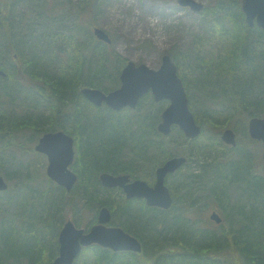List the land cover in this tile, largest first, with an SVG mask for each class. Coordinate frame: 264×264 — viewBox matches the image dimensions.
<instances>
[{
    "label": "trees",
    "instance_id": "16d2710c",
    "mask_svg": "<svg viewBox=\"0 0 264 264\" xmlns=\"http://www.w3.org/2000/svg\"><path fill=\"white\" fill-rule=\"evenodd\" d=\"M214 2V6L206 4L201 11L212 16L213 24L206 27L205 19L204 32L196 40V46L182 53L184 57L188 56L191 61L189 66L198 76V80L195 79V92L187 77L184 74L181 76L191 108H194V94H209L206 100L213 106L203 117L214 127L222 128L220 125L223 123L230 124L228 117L235 106L242 107L245 110L243 114L250 116L264 114V42L262 35L260 40L249 37L239 0ZM235 6H238L240 14L235 11ZM71 8L60 0H0L1 37L8 44L7 51L17 68L16 72L27 79L25 82L18 79L15 72L1 78L8 81L0 83V141L11 142V137L15 139L19 131L28 130L30 134L38 136L43 132L59 130L58 125L57 128L54 126V121L50 124V120L54 117L56 124H59L58 116L63 119L68 114L66 111L70 113L68 119L82 137L74 162V171L80 177L77 188L80 187L82 200L94 210L109 207L113 213L112 224L134 233L144 245V250L136 253L115 252L93 244L83 248L75 264H264V170L256 167L255 160L240 150L244 144L242 139L238 140L237 149L231 146L219 149L217 146L221 141L215 144L211 139L209 143L193 145L190 153H187L192 157L196 155L199 171L196 173L197 166H192L191 170L182 172V167L169 175L176 181L173 187L174 204L169 209L148 206L137 199H123L122 195L116 199L115 189L101 184L100 174L103 172H131L132 176L137 177L138 170L133 169L139 163L150 162L158 167L168 158L181 153L169 145L170 138L156 128L155 135L147 136L143 127L133 129L134 122L126 118L121 119L118 125L107 122V118L96 119L91 129L90 121L83 120L80 103L88 100L81 92L82 87L99 88L104 92L119 87V76L128 59L116 54L115 50L106 53V50L100 51L96 46H81L84 61L90 62L85 64L86 68H83L84 64L79 65L76 58H80V55L73 51L68 53V58H64L65 48L62 45L76 36L74 33L67 34L66 30L83 29L77 24V15L86 11V8H77V11L73 8L78 12L75 16ZM226 18L231 22L229 28L225 23ZM56 41H61L59 49L62 52L56 48ZM260 41L262 49L259 47ZM76 49L79 51V48ZM97 51L101 56H97ZM175 53L171 55L181 68ZM115 56L116 59L112 60ZM110 61L118 65H112ZM111 69L118 71L116 80L112 79V72L109 73ZM217 80H223L228 85L233 82L228 92L231 97L227 102V115L223 113L227 108L223 110L218 107L219 103H224L213 99L209 92L208 87L213 90ZM114 81L118 82L117 87L111 84ZM38 92L45 98L46 104H42L44 98L41 99ZM19 93L26 95V103H18ZM146 98L145 95L140 102ZM162 106L160 104L158 108L162 110ZM47 107L57 110L56 113L46 116ZM126 110L135 111L130 108ZM193 111L199 122L198 113ZM218 115H224L225 119L220 120ZM157 120L155 125L159 123ZM48 123L51 126L45 127ZM182 137L184 143L197 140H190L183 134ZM85 139L87 143L83 142ZM252 141L256 142L255 139ZM195 147L197 150L193 152ZM233 149H239V152ZM225 154L230 158L223 161L221 156ZM128 155L129 159L124 158ZM122 159L126 161L121 162ZM31 178L24 180L18 177L24 193L14 195L9 179L5 177L9 187L0 191V264H51L58 255V228L62 227L63 200L68 192L48 176L49 186L43 189H39ZM200 188L203 193L199 191ZM237 188L245 200L243 207L231 201L233 190ZM56 190L62 191L60 198L58 194L55 195ZM210 200L218 202L225 210V221L219 227L204 224L206 220L202 217L200 206ZM194 213H198V216L193 217ZM229 252H233L236 258L226 256Z\"/></svg>",
    "mask_w": 264,
    "mask_h": 264
},
{
    "label": "rangeland",
    "instance_id": "374dc122",
    "mask_svg": "<svg viewBox=\"0 0 264 264\" xmlns=\"http://www.w3.org/2000/svg\"><path fill=\"white\" fill-rule=\"evenodd\" d=\"M62 1L68 4L70 8H76V11L77 8L80 10L86 8V11L84 10L80 14H78L79 16L77 15L78 12L76 13L73 8H71L74 12V15H77V24L80 28L83 29H80L78 31L74 29L66 30L67 34L74 33L76 36L71 42H67L62 45L65 48L64 51L59 49L61 48V41H56V48H58V51H63V54L65 56L64 58H68V53L70 54V51H73L74 53L80 55V58H76L77 61H79V65L84 64L83 68H86L85 64L89 61H84L83 51L81 52V46L83 48H92L91 46H96L100 49V51L106 50L107 53L108 50H115L116 54H120L123 58H127L128 60L134 61L136 63L143 62L152 68H158L162 63V57L165 54H174L176 52L175 54L178 56V60L181 66V68L179 67L181 69H179V74H184L187 77L191 89L193 90V92H195V79L198 80V76L194 74L191 67L189 66L191 65V61L188 56L184 57V54L182 53L190 51L194 46H196V40L204 32L205 19L207 23L206 27H210L213 24V19L211 15H208L207 13L202 14V12H196L195 10H191L190 8L179 6L177 4V0H60V2ZM198 1L204 3L205 5H215L214 0ZM239 1V5L241 8L242 0ZM237 7L235 6V11H238L240 14V11ZM75 16H72L73 19L75 18ZM225 23L228 28L231 26V22L227 18L225 19ZM95 26H98L108 32L112 37L113 42L111 44L106 43L107 45L102 43H96L95 39H99L94 34ZM246 33L248 32L246 31ZM248 35L249 37H253L255 39L258 38L257 40H260L261 37L256 31H254V33H248ZM262 40L264 42L263 37ZM261 43L262 42L260 41L259 45ZM58 44L60 45L59 47ZM259 47L262 49L263 45L261 44ZM76 48H79V51ZM7 50L8 44L4 43L0 34V59L3 68L6 69L8 75L14 74L15 72V75L19 76L18 79H23L25 82L27 79L20 77L21 74L16 72L17 68L14 67V62L11 58V55L9 54V51ZM100 51H97V56H101ZM116 57L117 56L113 57L112 60H115ZM90 58L91 57H88V59ZM175 61L177 62V60ZM126 62L127 61H125V63ZM109 63L112 65L116 64L115 61H110ZM110 72H112V79L116 80L118 71L111 69L109 73ZM0 80H2L0 81L1 84L8 81V79ZM111 84L115 87L118 86L117 81H114ZM228 84L229 83H225V81L223 82V80H217V85L213 90L210 86L208 87L210 94L213 96L212 98H216L218 102L222 101L224 103H219V105L215 104V106L218 105V107L222 108L223 110L227 108V110L223 112L225 115H227L229 112L227 102L231 96L228 92L231 91L230 86L231 84H233V82L230 85ZM28 85H31V83ZM37 95H39L41 99L44 98L39 92ZM201 95L202 93H199L197 95L194 94L193 109L199 115V124L202 125L204 133L199 138H197L196 142L194 141L193 143H184L183 137L180 134L181 131L179 130V128L176 127H174L172 133L167 136L168 138H170L169 145L175 147L177 150H180L178 151V153H183L190 158V160H188L186 164V167H183L182 172L191 170L192 166H197L196 155L195 157L189 155V150L193 148V145L197 146V144L201 143L203 145L211 142V140L214 141L215 144H218L220 140L221 144L217 146L219 149H226V147L229 148V145L221 139L223 130L228 127L234 128L235 131L238 133L240 139L244 141V144L241 146V148L246 151V155L255 160L256 167L261 166V162L262 164H264L263 143L253 142L252 139L249 138L248 124L251 116L248 113L243 114L245 110L242 107L235 106L233 107L234 109L232 108L233 113L230 111L231 115H229V117L227 116L230 120V124L227 125L226 123H223L222 125H220L222 126V128H216L208 121H205L206 119H204L203 117L204 115H207L206 112L211 110V107L213 106V104L207 103L206 99H208L209 94L205 96ZM19 96L21 98L19 97V99L17 100L18 103H26L24 101L27 100L26 95L20 94ZM146 96L148 98L141 101L139 103V107L134 109L136 112H131L126 109L118 111L115 110L116 112H113L107 108L106 104H103L101 106L95 105L94 107L93 103L91 102L81 101L80 108L81 110H83V112L80 113L83 120L90 121L88 123L90 125V129L91 127L93 128L96 119L107 118V122H112L114 125H118V122L121 121V119L126 118L134 123H137H132L133 129L137 128L138 126H141L147 131V136L155 135V128L157 129L155 121L158 117L159 120H161L160 114H162L163 109L168 105V101L165 100L161 102H156L152 94H147ZM151 97L154 100L153 102L157 104H154L152 102ZM45 102L46 100L44 98L42 100V104H46ZM32 103L34 105L33 99ZM158 104L163 105L162 110L158 108ZM52 105L51 107L53 108ZM239 107L240 111L237 112L236 110L239 109ZM56 111L57 110H51L49 107H47L45 114L46 116H50L56 113ZM66 113L68 114H65L63 119H59L60 117L57 115L59 124H56L54 117L50 120V124H52V121H54V126L56 128L57 125L59 129H62L61 127L64 126V129L67 132L73 133L77 136V140H79L80 138L82 139L81 135L79 136V132L74 130V128L72 127L73 122L71 121V119H68L70 113L67 111ZM260 116L264 117V114L262 113L261 115H259V117ZM218 118L222 120L225 119V116L218 115ZM159 120H157V122H160ZM50 124L48 123V125H46L45 127L51 126ZM44 133L45 132L39 134L38 136H35L30 134L28 130L23 132L19 131L15 139L11 137V142H6L5 140L0 141V175H3L4 177L9 179L8 182L10 183V186L13 190L12 194H20L21 192L22 195L24 193V189H22V185L20 184L21 179H18V177H22L24 180L28 179L29 177H32L31 181L35 183L36 186L39 187V189H43L48 185L49 182L47 178V168L49 160L46 155L40 153L35 149L36 144L39 142L40 137ZM90 136L92 137V135ZM83 142L87 143V139H85V141ZM77 145L80 146L81 142L76 141V149ZM110 147L111 145L109 144V148ZM196 150L197 149L195 147L193 149V152H196ZM188 151L189 153H187ZM215 152H217V150ZM128 153H130V149ZM125 157L129 159L130 156H124V158ZM216 157L220 156L217 155ZM221 157V160L230 158V156H228L227 154H225L224 157ZM209 158L212 157L209 156ZM124 161L126 160L122 159L121 162ZM72 168L75 170L74 164ZM134 168L135 169L133 170H138L136 171L137 178H142L148 181L150 184H153L156 179V167H154L149 162L142 165L139 163V165H137V167L134 166ZM198 168L199 166L196 167V169ZM263 168L264 166L262 167V169ZM195 171L197 173L199 169ZM180 177H182L181 173ZM166 182L170 186V188H172V192L174 193L173 187L176 186V181L173 180L172 176H168ZM76 188L68 192V196L64 197L61 226H63L69 218H72V220L78 225V227L88 228L92 224H94L96 216H98L99 210H94L91 206L87 205L85 201L81 198V193L79 190L80 187L77 189ZM201 189L202 188H200L199 191L202 192L203 190ZM55 192V195L58 194L57 196L60 198V194L62 193V191L56 190ZM115 192L116 193L114 194V198L117 199L119 197L118 195H121L122 193L119 188H116ZM240 192L241 191L238 188L234 189L231 195V201H236L235 203L237 206L243 207L245 200L243 199V197L240 196ZM215 206L216 203L212 202L211 200L204 202V204L200 206V212L202 213V217L206 220L204 224L206 223L210 227H219L218 224L213 222L211 219V214L213 212L212 210L215 209ZM11 208L15 210L14 207L11 206ZM220 212L223 214L225 219V210L221 208ZM198 213H194L192 214V216L196 217L198 216ZM202 225L203 224H201V226ZM60 230L61 228H58V233ZM226 256L230 257L231 259L236 258L233 252L227 253ZM79 259L80 257L78 256L76 263ZM80 263H82V261Z\"/></svg>",
    "mask_w": 264,
    "mask_h": 264
},
{
    "label": "water",
    "instance_id": "95a60500",
    "mask_svg": "<svg viewBox=\"0 0 264 264\" xmlns=\"http://www.w3.org/2000/svg\"><path fill=\"white\" fill-rule=\"evenodd\" d=\"M180 6L190 7L191 10L201 11L204 3L198 0H177ZM241 7L245 13L246 22L250 26L257 24L264 30V0H242ZM256 20V21H255ZM95 36L109 44L112 37L104 29L95 26ZM7 73L0 64V77ZM121 85L106 93L99 88L84 87L82 93L96 105L104 102L114 110L124 107L135 108L141 97L152 92L156 101L169 100V105L162 113V120L158 130L169 135L173 125H178L190 139H196L202 132V126L196 121L190 108L189 97L182 77L178 73V65L170 54H165L159 68H152L146 63L137 64L129 61L122 69ZM249 131L254 139L264 143V118L252 117L249 120ZM222 140L232 146L237 145V136L232 128H226L222 133ZM35 149L48 156V176L59 185L70 191L78 175L70 168L75 158L74 139L64 131L45 133L36 144ZM264 156V152H263ZM187 162L184 155L173 156L156 170V182L149 184L144 179H135L130 182L129 174L114 175L103 172L100 175L101 183L108 188L121 187L128 198H145L147 205L165 209L173 205V196L166 184V177L176 172ZM9 184L0 175V191L6 190ZM112 212L104 206L99 210L98 223L85 228L78 227L72 218H69L59 232V253L51 264H73L83 247L99 244L114 251L143 250V242L133 233L119 225L109 224ZM211 219L220 223L222 217L213 211Z\"/></svg>",
    "mask_w": 264,
    "mask_h": 264
},
{
    "label": "flooded vegetation",
    "instance_id": "af4514ba",
    "mask_svg": "<svg viewBox=\"0 0 264 264\" xmlns=\"http://www.w3.org/2000/svg\"><path fill=\"white\" fill-rule=\"evenodd\" d=\"M177 4L179 5V3L177 2ZM180 6V5H179ZM204 7H205V4H204ZM203 7V8H204ZM186 8H188V7H186ZM241 9H242V7H241ZM244 12V11H243ZM244 21H245V23L247 24V27H249V32L250 33H254V31H256L259 35H262V37H263V39H264V30L261 28V27H259L257 24H255L254 26H250L247 22H246V19H245V13H244ZM256 21V20H255ZM190 107H191V105H190ZM192 109V108H191ZM192 111H193V109H192ZM194 112V111H193ZM252 117H254V116H251L250 117V119L252 118ZM199 123V122H198ZM249 125V124H248ZM176 128H179V127H176ZM145 129V128H144ZM180 129V128H179ZM232 129H234V128H232ZM65 131V130H64ZM204 131V130H203ZM203 131H202V133H203ZM234 131H235V129H234ZM182 132V131H181ZM69 135H71L72 137H73V139H74V142H76V141H82V140H77V136L75 135V134H73V133H69V132H67ZM235 133H236V136H237V146H232V145H230L231 147H233V148H235V149H237V147H238V140L240 139V137H239V135H238V133L235 131ZM45 134V133H44ZM181 134V133H180ZM182 134L184 135V133L182 132ZM181 134V135H182ZM80 135V134H79ZM249 138H251L252 139V136H251V134H250V131H249ZM258 142H260V143H263V141L262 140H258V139H256V143H258ZM229 145V144H228ZM77 147H78V145H77ZM263 147H264V143H263ZM234 150V149H233ZM242 152H245L246 153V151L242 148V149H240ZM75 158L77 157V149H76V147H75ZM234 151H236V153L237 152H239V149H238V151L237 150H234ZM177 155V154H176ZM179 155H185V154H183V153H181V154H179ZM187 156V155H186ZM47 157V156H46ZM188 157V156H187ZM48 158V157H47ZM264 158V157H263ZM263 162H264V160H263ZM262 167L264 166V164H262V162H261V164H260ZM261 166H257L260 170H263L262 169V167ZM184 167H186V166H184ZM157 168L158 167H156V169H155V175H156V170H157ZM180 170V169H179ZM178 170V171H179ZM177 172V171H176ZM175 172V173H176ZM175 173H172V174H175ZM76 174L78 175V180H77V182L75 183V185H74V187L72 188V189H75L76 188V186L78 185V183H79V181H80V177H79V173L78 172H76ZM128 174H130V182H132V181H134L137 177H135V176H132L131 175V173H128ZM169 175H171V174H169ZM156 181V180H155ZM155 181L153 182V183H155ZM168 187L170 188V186L168 185ZM63 188V187H62ZM116 188H119L120 190H121V195H122V197H123V199H133V200H140L141 202H145L146 204H147V202H146V199L145 198H140V197H132V198H128L127 196H126V194H125V192H124V189L123 188H121V187H116ZM77 189V188H76ZM240 190V189H239ZM170 191H171V193H172V196H173V199H174V195H173V192H172V188H170ZM222 208L220 205H219V203L218 202H216V206H215V209H213L212 211H217L218 213H219V215L220 216H222L223 217V221L222 222H224V216H223V214L220 212V209ZM213 222H215L214 220H212ZM98 223V218L96 217V221L94 222V223ZM216 223V222H215ZM221 223V222H220ZM110 224H112V223H110ZM217 224V223H216ZM219 225V224H218ZM90 227H88V229H89ZM132 233V232H131ZM134 234V233H133ZM135 235V234H134Z\"/></svg>",
    "mask_w": 264,
    "mask_h": 264
}]
</instances>
